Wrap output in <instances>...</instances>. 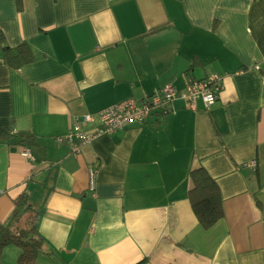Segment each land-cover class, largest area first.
I'll return each instance as SVG.
<instances>
[{"label": "crops", "instance_id": "0c3cea01", "mask_svg": "<svg viewBox=\"0 0 264 264\" xmlns=\"http://www.w3.org/2000/svg\"><path fill=\"white\" fill-rule=\"evenodd\" d=\"M0 34V224L25 192L36 264H264V0H0ZM22 43L33 58L13 67L3 46ZM213 73L208 109L177 98L78 154L59 141L77 118L93 132L111 105ZM199 166L223 197L209 229L187 198Z\"/></svg>", "mask_w": 264, "mask_h": 264}, {"label": "trees", "instance_id": "16d2710c", "mask_svg": "<svg viewBox=\"0 0 264 264\" xmlns=\"http://www.w3.org/2000/svg\"><path fill=\"white\" fill-rule=\"evenodd\" d=\"M1 41L3 36L0 34ZM3 49L5 61L13 67L26 64L33 58L26 43L16 47L4 45ZM19 142L27 143L25 139H20ZM190 178L192 186L187 192V198L200 225L204 229H209L224 216L220 188L202 166L192 169ZM14 202L15 211L11 218L6 223L0 224V264L2 251L8 245H14L19 249L16 264H36L44 244V239L38 230L41 211L29 200L25 192L16 197Z\"/></svg>", "mask_w": 264, "mask_h": 264}, {"label": "built area", "instance_id": "2783aa9c", "mask_svg": "<svg viewBox=\"0 0 264 264\" xmlns=\"http://www.w3.org/2000/svg\"><path fill=\"white\" fill-rule=\"evenodd\" d=\"M223 88V77L219 74H210L203 79H187L185 90L181 91L172 86H164L142 102L130 97L118 104L111 105L99 112L100 126L93 132L84 130V126L92 121V116L85 115L77 118L69 133L60 138L65 140L72 154H78L82 147L90 143L95 137L102 134H112L129 124H142L154 112L166 113L172 100L180 98L185 101L186 108L196 110L197 102L202 101L205 108H210L219 98ZM22 155L32 158L28 149L23 148ZM256 166V161L250 162ZM92 178L96 175L93 167L89 168Z\"/></svg>", "mask_w": 264, "mask_h": 264}]
</instances>
